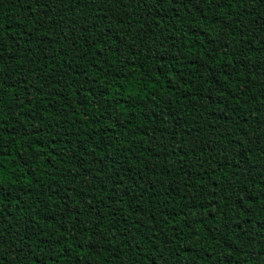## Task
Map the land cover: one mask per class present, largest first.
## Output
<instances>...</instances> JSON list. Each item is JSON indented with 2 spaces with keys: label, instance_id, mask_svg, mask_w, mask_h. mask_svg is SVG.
Returning a JSON list of instances; mask_svg holds the SVG:
<instances>
[{
  "label": "trees",
  "instance_id": "1",
  "mask_svg": "<svg viewBox=\"0 0 264 264\" xmlns=\"http://www.w3.org/2000/svg\"><path fill=\"white\" fill-rule=\"evenodd\" d=\"M0 264H264V0H0Z\"/></svg>",
  "mask_w": 264,
  "mask_h": 264
},
{
  "label": "rangeland",
  "instance_id": "2",
  "mask_svg": "<svg viewBox=\"0 0 264 264\" xmlns=\"http://www.w3.org/2000/svg\"><path fill=\"white\" fill-rule=\"evenodd\" d=\"M225 191L226 189L224 188H213L204 194L198 195L189 190L183 182H180L179 190L177 191L178 199L174 207V215H185L195 204L205 205L213 200H220Z\"/></svg>",
  "mask_w": 264,
  "mask_h": 264
}]
</instances>
